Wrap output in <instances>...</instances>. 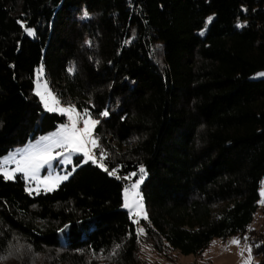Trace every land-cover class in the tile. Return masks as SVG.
<instances>
[{
    "label": "trees",
    "instance_id": "16d2710c",
    "mask_svg": "<svg viewBox=\"0 0 264 264\" xmlns=\"http://www.w3.org/2000/svg\"><path fill=\"white\" fill-rule=\"evenodd\" d=\"M40 68L63 106L99 121L98 159L52 192L0 174V258L151 264L144 245L202 255L237 237L264 264V232L251 229L264 0H0V158L66 123L34 93ZM143 175L147 219L136 223L124 192Z\"/></svg>",
    "mask_w": 264,
    "mask_h": 264
},
{
    "label": "rangeland",
    "instance_id": "374dc122",
    "mask_svg": "<svg viewBox=\"0 0 264 264\" xmlns=\"http://www.w3.org/2000/svg\"><path fill=\"white\" fill-rule=\"evenodd\" d=\"M211 21H212V18H209L208 25L206 28H208ZM204 32H205V30L202 33H204ZM254 79L255 80L264 79V72L257 74L254 77ZM34 84H35L34 93L36 96H38L37 95L38 90L41 93H44L45 95H47V92L50 91L51 94L53 96H55V94H53L50 86L46 82L45 72H44L43 68H40L36 71ZM45 85H46V87H45ZM38 97H39L41 103L43 104L44 109L47 112L56 113L59 115H64L67 117V119H69L68 114H62L60 112L49 111L45 107L44 101L41 99V97L40 96H38ZM59 106H60V104H59ZM60 107H62V106H60ZM68 107H70V106H66V107L63 106L62 108H68ZM71 107H73V106H71ZM76 111H77V113H79L78 125L81 124L82 125L81 128L84 126L83 125L84 120H86V119L94 120L90 116H86V115L81 114L77 109H76ZM64 125H66V124L61 125L56 131H54L52 133H48L46 135H40L36 139L29 140L26 144L15 148L13 151H11L9 154H7L5 157L0 158V174L3 175V170H5V169L7 171H9L10 173H13V178L10 180L15 179V177L19 174L23 175L26 182H27V191L29 193H39L41 191L52 192V191L58 189L60 187V185H62L63 183L70 180L78 168H80L83 165H86L87 163L93 162V160H90L87 157H85L83 155V153H74V154H71L70 156L68 153H64V155L58 156L57 159L51 163V165H45L43 168H41L36 178L28 176L25 173L15 171V169L17 167V162L20 161L24 157L25 152L31 146L39 143L42 140V138L51 136L52 134L56 133ZM96 127H97V124L94 128L93 134H95ZM99 142H100V140H99ZM99 142H98V145H99ZM96 148L92 149V153H93V157H94L95 161L98 159V156L96 154ZM56 151L61 152L62 150L56 149ZM77 159H80V161L77 162ZM63 176H67V179L61 180L57 185L54 186L52 191H47L44 184L41 183V181H43L49 177L53 181H55L59 177H63ZM144 180H145V176L144 175L140 176L138 178V180L133 182L126 190H128L130 193L138 192L139 195L136 198L137 199L142 198L144 211L147 214L143 194L141 192V186H142ZM137 183H139V188L135 189L133 186ZM262 192H264V180L261 184L260 194ZM124 203H125V196H124ZM124 209L127 210L135 218V220H139V223L141 220H146V219H143L142 217H138V216L134 215V209H130V208H126V207H124ZM139 229H143V228L139 227ZM251 229L255 230L259 233L264 232V196H262V195H261V200L259 202V207H258L257 213L255 215V220L251 226ZM68 234H69V228H66V230L61 233L60 240L63 244L66 242V240L68 238ZM141 235H143V234H141ZM234 239H238L240 241V239L237 237L229 238L227 240L216 239L211 243L209 248L206 249L202 253V255L186 256V255L180 254L178 251H171V250H166L164 252V254H159V253L152 251L151 249L147 248V245H144L143 249L147 255L148 262L150 261L151 264H244V261L247 260L249 257V252L247 251V248L249 247V245L243 244L241 241L238 245L233 244L231 242ZM20 248H19V253L27 254L28 251L25 248H23V247H20ZM242 251H243V255H241ZM251 257H252V264L260 261V258H258V259L255 258V256L253 255L252 249H251ZM17 261H18L17 256L15 254H10L7 256L6 259L0 260L1 264H18ZM33 261L34 262H32L31 264H43L44 263V257L42 255L36 256L35 259H33Z\"/></svg>",
    "mask_w": 264,
    "mask_h": 264
},
{
    "label": "snow or ice",
    "instance_id": "6c2138e0",
    "mask_svg": "<svg viewBox=\"0 0 264 264\" xmlns=\"http://www.w3.org/2000/svg\"><path fill=\"white\" fill-rule=\"evenodd\" d=\"M33 34V32L29 31V35ZM37 95L41 97V99L44 101L45 107L49 111L68 114L70 124L62 126L56 133L42 138L39 143L31 146L25 152L24 157L17 162L15 171L22 172L28 176L36 178L41 168H43L45 165H51V163L56 160L58 156L64 155V153H68L69 156L74 153H83L85 157L95 162L92 149L98 147L99 145L97 140L93 137V131L99 121L86 119L83 122L84 126L82 128L78 127L79 113H77L74 107H60V101L55 96H53L50 91L47 92V95H45L38 90ZM102 115L107 116L108 113L104 112ZM56 149H61L62 151L57 152ZM101 167H103L102 164ZM107 170L108 169L105 168V171ZM140 172L144 173L145 170L141 168ZM111 174L115 175V172H112ZM3 175L7 179L13 178V173H10L6 169L3 170ZM65 179H67V176L59 177L55 181L49 177L41 181V183L44 184L47 191H52L55 185H57L61 180ZM133 187L138 189L139 183L135 184ZM138 195V192L130 193L128 190H125L124 207L134 209V215L142 217L143 219H147L142 198H136ZM261 195L264 196V192H262ZM136 223H139V220H136ZM139 232L140 234H143L144 229H139ZM231 243L238 245L240 241L238 239H234ZM247 251L249 252V257L244 261V264H252L251 246L247 248ZM241 255H243V251L241 252ZM6 258L7 257L0 259Z\"/></svg>",
    "mask_w": 264,
    "mask_h": 264
},
{
    "label": "built area",
    "instance_id": "2783aa9c",
    "mask_svg": "<svg viewBox=\"0 0 264 264\" xmlns=\"http://www.w3.org/2000/svg\"><path fill=\"white\" fill-rule=\"evenodd\" d=\"M60 106L63 107V104L61 102H60ZM65 124L66 125L70 124V120L67 119ZM81 126H82L81 124L78 125V127H81ZM93 137L97 140V142H99V136L97 134H93Z\"/></svg>",
    "mask_w": 264,
    "mask_h": 264
}]
</instances>
